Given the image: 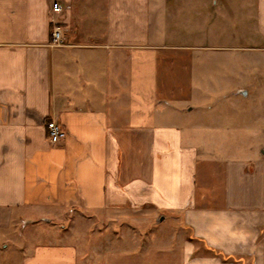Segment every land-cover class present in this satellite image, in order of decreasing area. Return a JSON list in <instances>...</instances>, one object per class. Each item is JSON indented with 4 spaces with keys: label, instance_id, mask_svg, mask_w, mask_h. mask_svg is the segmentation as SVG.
<instances>
[{
    "label": "crops",
    "instance_id": "obj_1",
    "mask_svg": "<svg viewBox=\"0 0 264 264\" xmlns=\"http://www.w3.org/2000/svg\"><path fill=\"white\" fill-rule=\"evenodd\" d=\"M0 264H264V0H0Z\"/></svg>",
    "mask_w": 264,
    "mask_h": 264
},
{
    "label": "rangeland",
    "instance_id": "obj_2",
    "mask_svg": "<svg viewBox=\"0 0 264 264\" xmlns=\"http://www.w3.org/2000/svg\"><path fill=\"white\" fill-rule=\"evenodd\" d=\"M62 16L61 17H58L60 23H61ZM249 146L251 148L255 146L258 149H260L259 148L260 145L259 144H256V143H253V144L251 143V145H249ZM162 223L163 222H159V223H156L155 225H149V224L147 225L145 223H143V224H137V225L132 224V225H123L122 227H120V224H116V225L112 226L113 228H111V229L121 230L123 228L122 229L123 232H122L121 235H124L125 236V239L122 241V244L120 245V247H126V248H128L129 247L128 246L129 245L128 242L130 240V237H133V235H138L139 240H137V241L140 243V238L143 237L144 234H148V235L149 234H153L155 236L156 235L157 236H162V234H165V233L170 234V233H172L174 231V225L172 223L171 224H164V223L162 224ZM59 226H61V225L59 224ZM62 226H67L68 232H70V231H72V229H74V233H75V235H74L75 236L74 237L75 238L74 241L80 239L81 232L82 231H86L85 230V227H84V225H82V223L72 222L70 224H67V225L64 224ZM96 226H98V225H95V227ZM106 226L107 227L108 226L110 227L111 225H109V224L107 225L106 224ZM111 229L109 228V230H111ZM175 229H176V227H175ZM92 230H93V228L90 229V232Z\"/></svg>",
    "mask_w": 264,
    "mask_h": 264
},
{
    "label": "built area",
    "instance_id": "obj_3",
    "mask_svg": "<svg viewBox=\"0 0 264 264\" xmlns=\"http://www.w3.org/2000/svg\"><path fill=\"white\" fill-rule=\"evenodd\" d=\"M69 7L61 2H54L51 7L52 14V40L54 46H63L65 44V32L59 22L58 17H61L66 13ZM48 139L51 144L58 145L62 143L67 133L57 121H49L47 123Z\"/></svg>",
    "mask_w": 264,
    "mask_h": 264
}]
</instances>
